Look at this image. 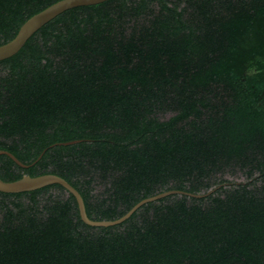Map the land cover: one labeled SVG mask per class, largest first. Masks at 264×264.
<instances>
[{"label":"trees","instance_id":"obj_1","mask_svg":"<svg viewBox=\"0 0 264 264\" xmlns=\"http://www.w3.org/2000/svg\"><path fill=\"white\" fill-rule=\"evenodd\" d=\"M59 0H0V45ZM73 142V143H68ZM0 264H264V0H106L0 61ZM200 195V196H196Z\"/></svg>","mask_w":264,"mask_h":264},{"label":"water","instance_id":"obj_2","mask_svg":"<svg viewBox=\"0 0 264 264\" xmlns=\"http://www.w3.org/2000/svg\"><path fill=\"white\" fill-rule=\"evenodd\" d=\"M106 0H59L52 5L46 7L42 11L31 16L19 29L16 36L9 42L0 45V61L5 60L14 54H16L27 42V40L43 25L61 14L62 12L79 6L94 5L102 3ZM73 143V142H68ZM6 154L11 157L17 164L25 166L18 158L12 153L0 150V155ZM51 184H60L66 188L76 198L79 208V213L82 220L91 226H111L123 222L129 218L141 205L144 203L162 198L166 195L176 193L178 191H167L164 193L157 194L155 196L146 198L137 203L131 208L124 216L117 220H92L88 217L86 212L85 203L83 197L79 191L74 188L67 180L55 175V174H43L39 176L24 175L22 178L14 181H4L0 178V191L6 193H20L25 191H32L43 188ZM200 196V195H196Z\"/></svg>","mask_w":264,"mask_h":264}]
</instances>
